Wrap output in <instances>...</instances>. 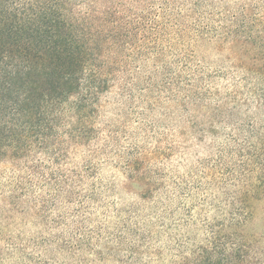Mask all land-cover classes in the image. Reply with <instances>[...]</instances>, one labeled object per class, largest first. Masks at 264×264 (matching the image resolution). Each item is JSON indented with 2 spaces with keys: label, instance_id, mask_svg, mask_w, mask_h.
Listing matches in <instances>:
<instances>
[{
  "label": "trees",
  "instance_id": "obj_1",
  "mask_svg": "<svg viewBox=\"0 0 264 264\" xmlns=\"http://www.w3.org/2000/svg\"><path fill=\"white\" fill-rule=\"evenodd\" d=\"M207 1L0 0V264H264V209H258L264 203V0L244 2L234 12L215 10ZM184 37L193 45L216 41L249 54H241L239 77L230 76L234 91L224 89L226 97L211 109L224 116L222 141L214 149L220 165L227 170L226 157L242 161L241 191L230 197L233 222L210 230L199 243L173 237L150 259L128 256L124 263L99 245L113 223L129 224L120 213L114 220L108 214V186L98 169L114 156L131 174L138 172L142 153L135 142L120 144L133 123L132 101H143L151 90L168 96L171 88L175 98L192 101L209 89L211 78L181 43ZM240 41L259 49L251 54ZM149 61L154 69H142ZM142 83L146 88L137 89ZM115 86L130 117L97 125L102 97ZM136 125L144 134L143 123ZM80 146L86 153L76 161ZM205 177L228 183L215 168L206 169ZM190 185L202 189L196 180ZM171 193L170 200L187 196L183 186ZM27 209L41 226L13 232L9 219ZM257 219L260 225L253 226Z\"/></svg>",
  "mask_w": 264,
  "mask_h": 264
},
{
  "label": "rangeland",
  "instance_id": "obj_2",
  "mask_svg": "<svg viewBox=\"0 0 264 264\" xmlns=\"http://www.w3.org/2000/svg\"><path fill=\"white\" fill-rule=\"evenodd\" d=\"M107 1L113 0H98L97 4L106 5ZM259 1L261 0H208L207 2H212L215 10L225 7L227 11L234 12L244 2ZM185 16L189 17V14ZM260 39L263 45L262 36ZM182 40L184 42L177 41L188 44V49L193 51L203 70L208 72L211 78L207 79L210 81L208 90L199 97H190L192 101H186L187 98L178 99V96L175 98L174 91L170 87L165 90L166 92L170 89L168 96L158 95L151 90L149 96L142 97L143 101L131 102L137 113L146 106L150 108L140 117L136 112L130 117L123 110V105L118 102L115 93L118 88L115 86L102 97L103 108L96 119L97 125L104 121L120 124L130 117L133 122L129 124L130 132L127 134V139L122 137L120 144L125 145L133 141L135 143L132 145L136 146L138 153H142L140 163L135 166L138 168L135 174H131L126 167L114 162V156H109L98 169L99 179L108 186L107 191L103 193L111 208L108 214L114 220L115 214L120 213L123 217L122 222L129 224L127 227L118 228L113 223L99 245L103 243L106 248L118 253L115 258L118 260L121 257L124 263L131 261L125 260L128 256H132L133 259H150L157 250L171 245L173 237L179 236L183 242H187L188 237H192L199 243L207 233H210V230L222 228L223 225L231 226L233 222L231 218L235 209H230V197L241 191L237 186L241 172L238 167L239 157L232 158L236 163L235 168L231 169L233 161L227 157L224 158L228 162L227 170L220 165L221 161L214 154V149H218L222 141L220 140L222 136L218 133H223L221 128L224 124L219 119L224 116L215 111L211 114V109L217 105V98L226 97L223 94L224 89L234 91L233 86L229 85L230 76L233 79L239 77L235 75H238L237 70L243 65L244 59L241 54L246 52L238 50L231 44L218 46L216 41H202L203 44L193 45L188 43L187 37ZM173 41L177 42L172 39ZM238 44L248 46L251 54L259 49L252 50L248 41L246 44L245 41H240ZM152 63L149 61L142 65V69H145L144 66L152 67ZM144 85V83L140 84L137 89L146 88ZM194 91L187 87V92ZM208 91L215 92V95L211 96ZM142 94L145 95L143 91ZM232 101L233 99H230V102ZM139 120L146 128L144 134H138L142 131V127L136 125ZM159 147L164 150L162 154L156 150ZM85 148L86 146H80L74 150L76 161L82 159L86 153ZM208 168L224 171L228 183L222 186L213 179L209 180L205 177ZM133 176L135 180L131 181ZM229 178L236 179L237 184L230 183ZM193 180L201 183L202 189H197L200 185L190 187ZM208 182L211 184L207 185ZM182 186L187 190V196L178 195L170 200L173 189ZM0 209H4L1 195ZM258 209H264V203H260ZM96 214L100 216V208ZM9 221L15 227L12 230L16 233L18 229L25 231L26 234L32 233L41 226L37 215H34L31 209H27L21 215L12 216ZM259 225V219L254 221L253 226ZM164 250L161 251L164 253Z\"/></svg>",
  "mask_w": 264,
  "mask_h": 264
}]
</instances>
